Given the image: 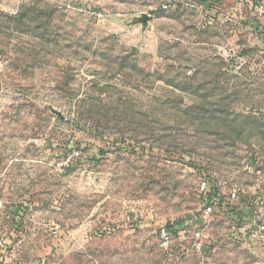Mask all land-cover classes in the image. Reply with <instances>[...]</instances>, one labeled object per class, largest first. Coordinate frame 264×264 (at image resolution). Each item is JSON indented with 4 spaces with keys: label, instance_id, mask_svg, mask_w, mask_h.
I'll use <instances>...</instances> for the list:
<instances>
[{
    "label": "rangeland",
    "instance_id": "rangeland-1",
    "mask_svg": "<svg viewBox=\"0 0 264 264\" xmlns=\"http://www.w3.org/2000/svg\"><path fill=\"white\" fill-rule=\"evenodd\" d=\"M0 238L13 264H264V0H0Z\"/></svg>",
    "mask_w": 264,
    "mask_h": 264
},
{
    "label": "built area",
    "instance_id": "built-area-1",
    "mask_svg": "<svg viewBox=\"0 0 264 264\" xmlns=\"http://www.w3.org/2000/svg\"><path fill=\"white\" fill-rule=\"evenodd\" d=\"M168 4L169 3H167V2H163L162 5H161V7L163 9H166L169 6ZM77 153L78 152L75 151V154H77ZM208 185L209 184L206 181H202L201 182V185H200L201 193H205V191L208 188ZM235 199L236 200H239V197H236ZM214 204H210V205L207 204V208H206L205 213L208 214L209 212H211L212 210H214ZM170 236H171V231H169V229L164 228V229L161 230L160 237H161V239L164 242L168 241L170 239ZM193 245H194V248H196V249H201L203 247V243H202V232L199 229H197L193 233ZM18 246H19V242L10 241L7 238H5V239L4 238H0V251L13 252V251H15L18 248ZM39 264H45V263L42 261Z\"/></svg>",
    "mask_w": 264,
    "mask_h": 264
},
{
    "label": "trees",
    "instance_id": "trees-1",
    "mask_svg": "<svg viewBox=\"0 0 264 264\" xmlns=\"http://www.w3.org/2000/svg\"><path fill=\"white\" fill-rule=\"evenodd\" d=\"M217 195L218 191L216 190V187L208 185L207 190L205 191V193H202V196L205 197L204 200H206V204L210 205V204H214L216 199H217ZM237 208V207H235ZM237 210V209H236Z\"/></svg>",
    "mask_w": 264,
    "mask_h": 264
},
{
    "label": "crops",
    "instance_id": "crops-1",
    "mask_svg": "<svg viewBox=\"0 0 264 264\" xmlns=\"http://www.w3.org/2000/svg\"><path fill=\"white\" fill-rule=\"evenodd\" d=\"M7 239L13 241V239ZM12 253L13 252L0 251V264H13V260H10V258L13 256Z\"/></svg>",
    "mask_w": 264,
    "mask_h": 264
}]
</instances>
